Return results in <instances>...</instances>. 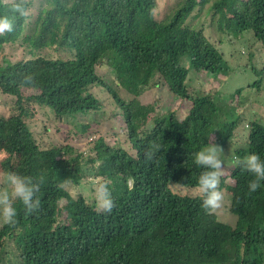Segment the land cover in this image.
<instances>
[{"label":"trees","instance_id":"trees-1","mask_svg":"<svg viewBox=\"0 0 264 264\" xmlns=\"http://www.w3.org/2000/svg\"><path fill=\"white\" fill-rule=\"evenodd\" d=\"M157 10V0H0V18L11 23L0 34V95L12 108L0 116V174L32 177L41 202L30 214L15 202V225H0V264H264V183L249 194L252 177L236 163L251 153L264 159V120L238 113L248 104L242 88L225 96L202 87L239 73L222 47L250 35L242 70L260 92L264 0H176L162 15ZM14 46L25 56L11 62L3 54ZM44 48L69 57H42ZM158 88L180 105L141 103ZM107 109L114 123L120 119L114 137L125 133L123 142L98 137L87 156L65 143L71 122L104 123ZM40 115L59 127L60 140L44 124L36 137L31 125ZM79 125L82 133L89 128ZM210 143L233 147V183L220 184L233 225L201 207L205 169L193 154ZM91 175L110 182L111 214L98 212L94 197L67 190Z\"/></svg>","mask_w":264,"mask_h":264},{"label":"rangeland","instance_id":"rangeland-1","mask_svg":"<svg viewBox=\"0 0 264 264\" xmlns=\"http://www.w3.org/2000/svg\"><path fill=\"white\" fill-rule=\"evenodd\" d=\"M158 2V10L157 15L160 16L166 11H168L176 2V0H157ZM34 4L36 6L37 0H34ZM207 21L205 22L204 26H207ZM209 31V30H207ZM252 36V35H251ZM250 38V35H247L245 38L241 39L240 41H233L232 45L229 43L225 44L222 47L223 52L225 53V61L228 64V67L231 69L238 68V72L231 73L230 76L225 77L223 75H218L217 78L213 79L210 78L207 80V82L202 86L205 91H214L219 90L221 94L228 95L232 93L236 89L242 88L243 94L247 97L248 104L243 109H238V113L242 115L243 119L247 118V115L251 113V111H254L256 114L261 116V118L264 120V79L263 83L260 89V92L257 93L255 89L251 88L250 85L254 83V78L252 75L247 73L246 70H242L244 61H246V55H247V48L248 45L246 41H248ZM40 56L45 58H52V59H66L69 57L68 52L66 51H53L48 48H44L41 51L38 52ZM6 59L10 60L11 62L17 61L22 59L25 54L23 52V49L19 46L14 47H6L4 54ZM191 77L195 80H197L196 74L191 73ZM264 78V76L262 77ZM98 94V93H97ZM96 95V94H95ZM4 97L0 95V116H8L12 113V108L10 107V101L7 99L4 101ZM140 101L142 104H153L156 103V105L159 108H168L169 109H175L176 106H179L180 104L176 101H173L170 103L169 96L166 95V91L164 89H150L149 91L145 92L143 95L140 96ZM110 109H107V118L109 121H106L104 123L97 124L95 121V118L93 116H88L84 118V121H77V122H71L70 128H71V137L69 132L63 134L66 130H63L64 132L61 133V136H65L67 139L65 143L70 146L71 148H74L73 150L76 153H82L83 156L90 155L93 153L91 146L92 142L96 140L98 137H102L106 140V142H109L110 144H113L116 140L117 141H124V135L125 133H121V138L118 140V138L114 137V131L117 130L122 124L119 123L120 119L117 117V123H114L112 118H110ZM180 111H185V106L180 107ZM246 117V118H245ZM38 121L33 122L31 126L33 127V132L36 134V137L41 140V137L44 133L43 130V124L46 125L48 129L47 135H49L50 139L52 141H56L60 138V133L57 131L59 130V127H56V124H50V122L47 121V119L43 116H38ZM41 119V120H40ZM79 123L84 125H88L89 128H86V132H80L82 130ZM34 124V125H33ZM66 127V126H62ZM67 127H69L67 125ZM115 128V129H114ZM62 131V130H61ZM76 133L77 135H73ZM69 134V135H68ZM60 140V139H59ZM212 141H215L214 137H212ZM53 143V142H52ZM117 144V142H115ZM222 148V147H221ZM223 153L221 155V159L224 161V175L221 177V179H225L226 184L232 185V181L230 179H227V176L229 174L230 169L233 167V164L231 162V154L233 152L232 145L222 148ZM91 176H88L79 186H67V190L70 192L72 196H77V194L82 193L86 197H94L93 195V183L96 181H100L99 178H93ZM3 176L0 174V181H2ZM2 183H0V187H4ZM225 185L221 186L220 188L224 193V200L222 203V206L220 209H218L215 213L219 216L218 218L224 222L228 223L230 225L234 224V220L232 216L228 213V193L226 189L224 188ZM183 193H191L192 191H188L187 189H182ZM0 225H2V222H0Z\"/></svg>","mask_w":264,"mask_h":264},{"label":"clouds","instance_id":"clouds-1","mask_svg":"<svg viewBox=\"0 0 264 264\" xmlns=\"http://www.w3.org/2000/svg\"><path fill=\"white\" fill-rule=\"evenodd\" d=\"M14 11L24 14L21 5H16ZM11 31V23L7 18H0V34ZM158 145H153L145 152L146 162L155 160V153ZM222 148L210 143L201 150L195 152L193 162L200 168L205 169L198 178V193L202 194V209L207 214H213L221 208L224 193L220 188L221 177L224 175V161L221 159ZM236 163L248 172L252 179L248 183L249 194L257 192L264 183V159L259 154L251 153L243 158H237ZM65 180L64 183H68ZM4 187H0V222L7 225H15L17 209L15 202L19 201L24 206L27 213H33L40 208V199L37 196L39 184L30 176L21 175L17 172H7L2 181ZM134 179L127 182L131 190ZM64 185L62 184L61 187ZM93 195L96 210L101 213L111 214L116 207L112 196L110 182L107 180L93 183Z\"/></svg>","mask_w":264,"mask_h":264}]
</instances>
